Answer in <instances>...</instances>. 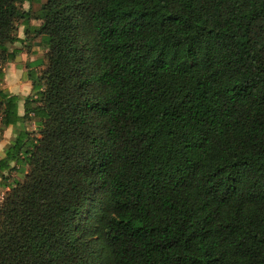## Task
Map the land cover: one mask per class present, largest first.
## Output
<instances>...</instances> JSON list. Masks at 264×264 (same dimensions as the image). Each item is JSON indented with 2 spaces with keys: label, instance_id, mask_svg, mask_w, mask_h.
Masks as SVG:
<instances>
[{
  "label": "trees",
  "instance_id": "obj_1",
  "mask_svg": "<svg viewBox=\"0 0 264 264\" xmlns=\"http://www.w3.org/2000/svg\"><path fill=\"white\" fill-rule=\"evenodd\" d=\"M29 1L0 0L1 61L19 23L46 59L0 88V264H264V0Z\"/></svg>",
  "mask_w": 264,
  "mask_h": 264
},
{
  "label": "rangeland",
  "instance_id": "obj_2",
  "mask_svg": "<svg viewBox=\"0 0 264 264\" xmlns=\"http://www.w3.org/2000/svg\"><path fill=\"white\" fill-rule=\"evenodd\" d=\"M46 0H30L29 2H26L24 4H22L21 9L24 11H28L31 16L33 18H36V16H38L39 12H40V7L43 3H45ZM41 23V21L39 20H35L32 19L30 20V25L31 26H39ZM17 36L20 37V39L22 38V40H25V38L27 39L26 42H24L26 45H29V47H27L24 44H20V43H15L11 46H9V52H12L14 50H21V54H19L17 57L20 58V60H18L17 62L15 61L16 58L14 60H9L5 63H3L1 61V55H0V71H2L5 68V64H10V67L13 69V71L15 72H22L24 74V80L25 79V75L26 72L28 70V62H30V60H35L36 58H41L42 60V65L44 67H36L35 68V72L37 74H40L42 72L43 69H45V65H46V59L44 57L45 55V51L44 49L40 48V45L38 42L33 41V37L32 34H28V36H24L23 34V28L21 27L20 23L18 25V31H17ZM3 73V71H2ZM16 81H18V79H16ZM20 113L23 114V109L20 110ZM26 128L30 131L33 132L32 136H35V125L32 122H29L26 124ZM15 136V131L14 129L11 130H1L0 131V140H4L8 141L10 143V141L14 138ZM28 171V167H24V171L22 173H18L15 170H11L5 173V176L7 177V184H13V180L19 181V182H23L24 181V177L25 174ZM8 191V189H2L0 188V203L2 201V198L5 194V192Z\"/></svg>",
  "mask_w": 264,
  "mask_h": 264
},
{
  "label": "crops",
  "instance_id": "obj_3",
  "mask_svg": "<svg viewBox=\"0 0 264 264\" xmlns=\"http://www.w3.org/2000/svg\"><path fill=\"white\" fill-rule=\"evenodd\" d=\"M38 58H36L35 60H38ZM35 60H30V62H33ZM2 71H3V79L0 80V88L5 89L9 93L15 95H21V96L30 95L31 93L30 83L27 80H24V74L22 72L18 73L13 71V69L10 67V64H5V68ZM16 79H18V81H16ZM22 109L23 106L22 103H20L18 106L19 115H22V113H20V110ZM11 129L13 128L8 127L5 130H11ZM5 140L6 139H4L3 141L0 140V158L3 157L5 149L9 144V142Z\"/></svg>",
  "mask_w": 264,
  "mask_h": 264
},
{
  "label": "water",
  "instance_id": "obj_4",
  "mask_svg": "<svg viewBox=\"0 0 264 264\" xmlns=\"http://www.w3.org/2000/svg\"><path fill=\"white\" fill-rule=\"evenodd\" d=\"M18 60H20V58H19V57H17L15 61L17 62Z\"/></svg>",
  "mask_w": 264,
  "mask_h": 264
}]
</instances>
